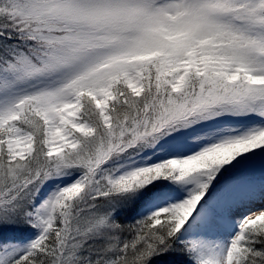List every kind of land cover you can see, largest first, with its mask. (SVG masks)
Wrapping results in <instances>:
<instances>
[{
    "label": "snow or ice",
    "instance_id": "1",
    "mask_svg": "<svg viewBox=\"0 0 264 264\" xmlns=\"http://www.w3.org/2000/svg\"><path fill=\"white\" fill-rule=\"evenodd\" d=\"M0 264H264V0H0Z\"/></svg>",
    "mask_w": 264,
    "mask_h": 264
}]
</instances>
